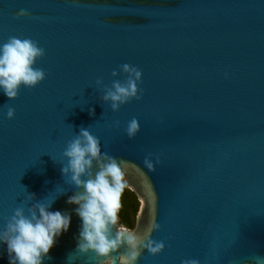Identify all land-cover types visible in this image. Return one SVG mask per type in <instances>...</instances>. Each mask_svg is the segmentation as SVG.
Instances as JSON below:
<instances>
[{
  "label": "water",
  "instance_id": "water-1",
  "mask_svg": "<svg viewBox=\"0 0 264 264\" xmlns=\"http://www.w3.org/2000/svg\"><path fill=\"white\" fill-rule=\"evenodd\" d=\"M21 9L29 15L15 18ZM12 35L39 41L46 55L36 66L48 75L15 101L0 91V230L26 188L71 217L44 264H95L68 262L82 221L61 175L66 143L89 127L102 152L127 162L140 203L132 230L155 221L151 238L167 241L137 264L264 256V0H0V44ZM124 63L142 70L144 95L113 113L90 86L98 77L110 85ZM133 117L140 131L129 140ZM149 153L160 157L153 172ZM0 264H9L2 243Z\"/></svg>",
  "mask_w": 264,
  "mask_h": 264
},
{
  "label": "clouds",
  "instance_id": "clouds-1",
  "mask_svg": "<svg viewBox=\"0 0 264 264\" xmlns=\"http://www.w3.org/2000/svg\"><path fill=\"white\" fill-rule=\"evenodd\" d=\"M28 15L26 9H21L15 18ZM45 55V48L30 37L12 35L0 44V91L8 101L18 99L22 87L32 90L44 82L48 74L36 65ZM120 76L123 79H119ZM111 77L110 85L105 84L103 77H98L90 87L102 93L101 103L110 105L113 113L132 101L143 99L142 70L137 66L124 63L111 72ZM4 107L5 119H14L15 109L8 104ZM89 112L94 115V110ZM108 127L119 128L120 123L115 121ZM88 129L81 127L62 152L66 163L61 164V175L65 183L75 188V194L66 203L78 206L75 214L82 221L76 250L69 254L68 262L79 255L95 264H137L145 251L152 257L160 255L167 241L151 238L153 232L160 231V224L154 221L140 233L120 223L121 196L127 186L124 171L127 162L102 152L99 138ZM139 131V121L133 117L124 129L125 135L132 140ZM159 163V155L154 157L152 153L143 159L149 172L155 171ZM25 190L27 196L12 209L10 216L5 217L0 243L7 246L9 264H44L50 259L48 253L56 238L67 232L71 217L67 213L50 211L54 200L44 203L46 198L37 200L34 193ZM250 259L254 264H264V256L253 254ZM181 264H200V261L185 258Z\"/></svg>",
  "mask_w": 264,
  "mask_h": 264
},
{
  "label": "trees",
  "instance_id": "trees-1",
  "mask_svg": "<svg viewBox=\"0 0 264 264\" xmlns=\"http://www.w3.org/2000/svg\"><path fill=\"white\" fill-rule=\"evenodd\" d=\"M138 208L136 196L126 186L121 196V208L119 212L120 223L130 229L133 228Z\"/></svg>",
  "mask_w": 264,
  "mask_h": 264
},
{
  "label": "rangeland",
  "instance_id": "rangeland-1",
  "mask_svg": "<svg viewBox=\"0 0 264 264\" xmlns=\"http://www.w3.org/2000/svg\"><path fill=\"white\" fill-rule=\"evenodd\" d=\"M138 206H140V203H139V201H138ZM138 210H139V208H138ZM138 213V212H137ZM131 229H133V228H131Z\"/></svg>",
  "mask_w": 264,
  "mask_h": 264
}]
</instances>
